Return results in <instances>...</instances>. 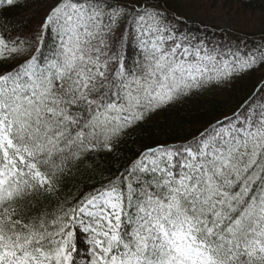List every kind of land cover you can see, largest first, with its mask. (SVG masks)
I'll return each mask as SVG.
<instances>
[{
  "label": "snow or ice",
  "instance_id": "snow-or-ice-1",
  "mask_svg": "<svg viewBox=\"0 0 264 264\" xmlns=\"http://www.w3.org/2000/svg\"><path fill=\"white\" fill-rule=\"evenodd\" d=\"M39 2L25 34L4 13L29 0H0V264H264V80L191 139L60 191L159 111L264 71V31L209 49L170 6L218 0Z\"/></svg>",
  "mask_w": 264,
  "mask_h": 264
},
{
  "label": "trees",
  "instance_id": "trees-1",
  "mask_svg": "<svg viewBox=\"0 0 264 264\" xmlns=\"http://www.w3.org/2000/svg\"><path fill=\"white\" fill-rule=\"evenodd\" d=\"M228 1L231 4H237L240 10L264 14V0H244L243 3L241 0ZM43 13L44 9L39 0L34 3L29 0L28 7L12 8L4 13V16L11 22L27 23L28 28L24 29L26 34L37 25ZM170 13L185 18L183 25L185 34L197 38L203 37L207 43L223 40L252 48L260 43V33L264 31V21L258 24V28H254V26L246 28L242 25L232 29L198 23L184 13L181 3L172 4ZM29 17L32 19L29 20ZM0 23L3 21L0 20ZM262 80H264V71L252 72L231 84L202 89L190 98H186L166 110L159 111L130 130L114 153L101 154L97 163L100 164L101 169H104L103 173L99 170L92 171L91 164H86L79 173L73 169L74 179L62 183L60 191L71 199L82 187L78 181L95 184L100 181L102 176L104 178L109 174L115 176L118 170H122L131 160L135 159L136 155L144 148L154 147L157 144H177L191 139L193 135L206 128L210 123H214L226 115H231ZM90 176L93 179L89 180Z\"/></svg>",
  "mask_w": 264,
  "mask_h": 264
},
{
  "label": "rangeland",
  "instance_id": "rangeland-1",
  "mask_svg": "<svg viewBox=\"0 0 264 264\" xmlns=\"http://www.w3.org/2000/svg\"><path fill=\"white\" fill-rule=\"evenodd\" d=\"M182 4V3H181ZM183 11L189 18H192L198 23L217 26L225 29H232L235 26H244L246 28H258V24H261V21H264V14L260 12H247L244 10H240L239 6L236 4H231L228 0H218L215 9L211 11H205L199 6L192 8L187 7L182 4ZM194 39L201 42V47L206 48H235L236 44L223 41L216 40L212 43H207L203 37L197 38L193 35H189Z\"/></svg>",
  "mask_w": 264,
  "mask_h": 264
}]
</instances>
